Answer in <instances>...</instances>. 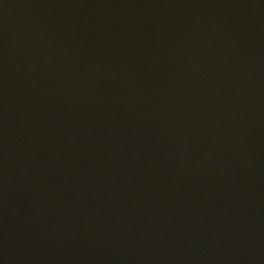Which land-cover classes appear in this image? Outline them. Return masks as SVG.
I'll use <instances>...</instances> for the list:
<instances>
[{"label": "water", "instance_id": "obj_1", "mask_svg": "<svg viewBox=\"0 0 264 264\" xmlns=\"http://www.w3.org/2000/svg\"><path fill=\"white\" fill-rule=\"evenodd\" d=\"M0 264H264V0H0Z\"/></svg>", "mask_w": 264, "mask_h": 264}]
</instances>
